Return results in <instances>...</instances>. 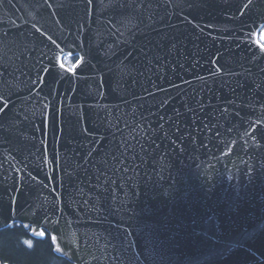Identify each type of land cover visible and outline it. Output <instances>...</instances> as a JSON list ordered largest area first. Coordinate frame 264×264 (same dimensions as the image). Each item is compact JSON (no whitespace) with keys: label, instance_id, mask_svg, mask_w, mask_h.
Wrapping results in <instances>:
<instances>
[{"label":"water","instance_id":"1","mask_svg":"<svg viewBox=\"0 0 264 264\" xmlns=\"http://www.w3.org/2000/svg\"><path fill=\"white\" fill-rule=\"evenodd\" d=\"M262 25L264 0H0V229L68 264H264Z\"/></svg>","mask_w":264,"mask_h":264},{"label":"trees","instance_id":"2","mask_svg":"<svg viewBox=\"0 0 264 264\" xmlns=\"http://www.w3.org/2000/svg\"><path fill=\"white\" fill-rule=\"evenodd\" d=\"M1 264H68L53 252L48 235L32 238L21 224L0 229Z\"/></svg>","mask_w":264,"mask_h":264},{"label":"snow or ice","instance_id":"3","mask_svg":"<svg viewBox=\"0 0 264 264\" xmlns=\"http://www.w3.org/2000/svg\"><path fill=\"white\" fill-rule=\"evenodd\" d=\"M262 47H264V46H262ZM61 67H63V65H61ZM67 71H72V69L71 68H69V69H67ZM55 239V238H54Z\"/></svg>","mask_w":264,"mask_h":264}]
</instances>
